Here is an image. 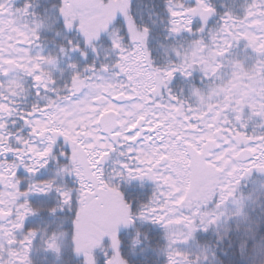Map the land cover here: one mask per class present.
<instances>
[{"label": "snow or ice", "instance_id": "6c2138e0", "mask_svg": "<svg viewBox=\"0 0 264 264\" xmlns=\"http://www.w3.org/2000/svg\"><path fill=\"white\" fill-rule=\"evenodd\" d=\"M167 12L170 34H180L192 32L195 17L207 25L215 9L208 0H195L194 6L167 0ZM16 14L31 17L30 24L18 26ZM58 15V21L37 15L31 0L13 12L11 0H0V76L22 71L36 95L44 93L43 104L18 112L10 98L26 92L23 83L0 82V264H32L41 230L25 231V221L42 209L29 197L53 192L57 201L47 212L60 217L59 230L42 243L57 256L64 239L81 264H130L122 230L139 223L163 228L166 264L206 262L207 254L193 257L179 245L226 218L242 217L241 181L253 172L264 175V134L256 133L264 130V59L251 68L230 61L227 80L218 59L241 39L264 57V5L252 0L241 19L227 13L224 36H211L220 43L198 39L190 50L174 47L177 62L164 66H154L150 29L137 24L132 0H61ZM57 24L55 34H67L65 42L55 55H44L37 43L41 30ZM33 47L40 49L35 55ZM73 56L82 58L83 67ZM62 57L71 75L58 88L44 65L55 68ZM194 70L209 80L207 87L193 86L191 102L173 95L168 85L174 75L191 77ZM12 117L23 121L26 134L9 129ZM254 118L258 123L250 134ZM114 155L109 172L105 164ZM144 181L154 184L147 203L122 188ZM144 239L137 232L132 248Z\"/></svg>", "mask_w": 264, "mask_h": 264}, {"label": "trees", "instance_id": "16d2710c", "mask_svg": "<svg viewBox=\"0 0 264 264\" xmlns=\"http://www.w3.org/2000/svg\"><path fill=\"white\" fill-rule=\"evenodd\" d=\"M27 2L28 0H11L14 8L16 6L19 8ZM177 2H180V0H177ZM182 2L185 6L195 5V0H182ZM208 2L215 9V13L209 18L207 25H203L199 17H195L191 26L192 32L170 34L167 0H132V15L137 24L146 25L150 29L148 47L154 66H164L168 62H177V58L171 52L172 48L179 47L192 39L201 38L209 30L222 24L223 18L227 13L231 12L237 15L238 8L236 3L238 0H208ZM31 3L33 4V11L37 15L48 20H59L58 7L61 0H31ZM116 24L117 27L124 25L121 28V34L127 39L126 24L123 21V17H118ZM202 26L205 28L203 33L199 32V28ZM56 27L59 28V24ZM56 30L58 29L53 28L49 33L42 32L40 34L41 39L38 42L44 46L51 45L58 51L59 45L63 42L53 39L52 35H56ZM72 38L78 37L73 33ZM233 43L236 44V42ZM75 57L76 60L74 62L79 63L83 67L85 62L82 58ZM68 74L69 76L64 77L57 84L59 88H62L70 80V71ZM198 77L203 80L196 70L193 71L191 77L176 73L169 82L168 88L173 95L190 101L191 88L193 86L200 88L201 82ZM205 83L206 80L203 84ZM28 92L24 97L12 100L11 106L17 109L18 112L29 111L33 104L44 103L43 100L42 102L37 100L39 98L36 95L37 89L31 87ZM43 95L44 93L41 92L40 97ZM11 119L9 120V129L11 131L20 132L26 130L22 120L17 117H12ZM254 173H252L255 175L254 178L251 174L241 181L249 187L238 190L239 195H243L248 201L244 209V215L242 217L234 216L222 225L210 228L207 232H196L189 243L181 246V248L184 247L183 251L193 257L197 254H207L208 259L204 264H264V185H261V179L264 175ZM49 174L45 172L42 173V176ZM259 175H262V177L259 178ZM253 183H255L254 188L250 186ZM150 186L147 183L140 185L132 182L131 184H126L125 187L122 186V188L129 196L138 197L139 202L147 203L152 195V186ZM29 199L35 207L42 209L39 214L25 221V228H39L41 231L38 234L42 236L41 238L37 237L35 241V253L31 256L32 264H81L80 258L73 254L71 245L67 240L62 239L60 241L61 253L59 256L45 250L43 246L42 240L46 239L47 235L52 231L59 230L60 217L47 212V208L56 204V194L53 192L47 197L30 196ZM137 232L141 233L142 238L147 235V239L132 248V240ZM122 235L125 243L124 255L129 259L130 264H166V256L161 249L166 246L167 242L161 226L138 223L135 227L122 230Z\"/></svg>", "mask_w": 264, "mask_h": 264}, {"label": "rangeland", "instance_id": "374dc122", "mask_svg": "<svg viewBox=\"0 0 264 264\" xmlns=\"http://www.w3.org/2000/svg\"><path fill=\"white\" fill-rule=\"evenodd\" d=\"M236 6L238 8L237 9L238 12L236 14L239 15V14H241V11H242V9L244 7V0H238V2L236 3ZM16 8H18V7L16 6L14 8L12 6V11L15 12V9ZM13 18L16 20V23H17L18 26H21V25H24V24H30V22H31V17H23V16H20L19 14H16ZM55 29H58V28L56 27ZM42 32L49 33L50 32V29H48V28L42 29L41 30V33ZM52 36L54 37L53 39H55V40L62 41L63 43L65 42V34H62L61 36H56V35H52ZM233 42H235V41H233ZM233 42H232V47L224 55V57L218 58V59H220V62L223 64V68H222V70L220 72V75L225 80H227L228 78H230V75H231L232 68H231L230 61L238 60V61H240V62H242L244 64L245 68H251L256 63V61H257V54L255 52H253V50L251 48H247L246 47V41H244L243 39H241L239 42H236V44L233 43ZM37 43H39L40 45H42V47H43V54L44 55H48L49 53H52L53 55H55L57 53V49L56 48H53L51 45H45L44 46L40 42H37ZM39 50H40L39 48L33 47L31 54L32 55H35V53L37 51H39ZM101 59H103V56H101ZM226 59L229 61V63H228L227 66H226V62H225ZM75 60H76V57L73 56L72 57V62H74ZM67 63H68V60L66 58H63L62 57L55 68H53L50 65H44L45 70L51 71L53 73V76L55 77V79L57 81L56 87H58V88H59V86L57 84L59 82H61L64 79V77L69 76V74H68L69 71L66 69V64ZM61 69H65V70L63 72H61ZM196 72H198V74L203 78V80H202V79H199V77H198V79L201 82L200 88H206L207 85H208V83H209V80L206 77H204L203 74L200 73L198 70H196ZM58 75H59V77H58ZM13 78L18 79V80H20L23 83V85H24V87L26 89V92L23 95H20V96H17V97H11L10 98L11 101L12 100H16L17 98L24 97L26 93H29L28 90L30 91L31 87L32 88H35V87H33V81L31 80V78L28 77V76H26L22 71H19V70L11 72L8 77L0 76V82L6 83V81L8 79H13ZM205 80H206V83L203 84V82ZM0 91H4V90L3 89H0ZM41 92H43V91L41 90ZM5 94L7 95L6 92H5ZM38 97L39 98L37 100L39 102H42L41 97L40 96H38ZM189 102H191V98H190V101ZM257 123H258V120H256V118H254L253 121H250L249 122V128H248L249 133L252 132L253 128L256 126ZM108 164L110 165V167H107L106 170L107 171H109L110 169L112 170V168L115 166V161L114 162L108 161ZM105 168H106V165H105ZM254 174H252L253 178L255 177ZM258 177L261 178L262 175H259ZM253 180H255V179H253ZM139 184H141V183H139ZM261 185H264V177H262V179H261ZM247 186H248L247 184L241 182L238 190L245 189ZM250 186H252V188H254L255 183L251 184ZM153 190H154V184H153V187H151L152 193H153ZM228 207H229V209H232L234 206L231 203H229ZM232 217H234V216H232ZM232 217H230V218H232ZM230 218H226L224 220V222H226ZM224 222H222L220 225H222ZM200 232H202V230H200ZM16 235H17V239H19L20 238V233H17ZM38 235H37V237H38ZM182 245L183 244H180L179 247L181 248ZM183 248L184 247H182L181 249H183Z\"/></svg>", "mask_w": 264, "mask_h": 264}, {"label": "clouds", "instance_id": "9594fccd", "mask_svg": "<svg viewBox=\"0 0 264 264\" xmlns=\"http://www.w3.org/2000/svg\"><path fill=\"white\" fill-rule=\"evenodd\" d=\"M250 3H252V0H244V7H243V9H242V11H241V14H239V15H234V14H233V15L236 16L238 19L243 18V17L245 16L246 8L248 7V5H249ZM261 3H262V5H264V0H261ZM222 28H223V25H222V24H219V25L216 26L215 28H213V29L209 30L207 33H205L201 38H195V39H192L191 41H189V42H185L184 44L180 45V46L177 47V48H179L181 51L190 50V49L192 48V46H193V41L198 40V39H202V40H204L206 43H208V44L214 46L215 43H220V40L218 39L217 41L213 42V41L211 40V36H212V35H216V36H218V37H222V36H224V33L222 32ZM241 30H242V29H241ZM258 59H264V57H258V56H257V60H258ZM225 62H226V66H227L228 63H229V61L226 59ZM231 68H232V66H231ZM256 133H257V134H264V130H262V129H260V128H256ZM250 134H251V133H250ZM239 196H240V195H239V193L237 192V197H239ZM243 203H244V209H245L246 205L248 204V201H247L246 198H244ZM201 264H204V262L201 261Z\"/></svg>", "mask_w": 264, "mask_h": 264}]
</instances>
